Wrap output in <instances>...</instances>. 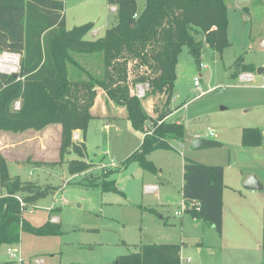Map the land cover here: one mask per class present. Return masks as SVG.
Returning <instances> with one entry per match:
<instances>
[{
    "label": "rangeland",
    "instance_id": "obj_1",
    "mask_svg": "<svg viewBox=\"0 0 264 264\" xmlns=\"http://www.w3.org/2000/svg\"><path fill=\"white\" fill-rule=\"evenodd\" d=\"M63 1L67 29L91 21L99 28V32L94 31V26L84 37L86 40L103 36L106 29L116 23L117 5L109 0ZM226 3L229 46L220 53L205 44L200 63L187 46L179 55L174 95L169 106L172 114L168 119L182 122L186 137L184 142L173 140L170 149H158L148 155L156 171L142 168L137 161L126 163L140 147L144 133L133 128L124 106L113 102L115 105H104L106 99L108 101L105 97H100L93 109L85 139L81 130L74 131L73 139L85 142L84 156L70 152L63 159L60 157L62 126L59 123L49 124L42 130L13 132L0 129V157L7 161L5 155L10 153L7 165L11 176H20L25 182L50 188L47 195L32 204H25L24 219L34 226H41L49 219L53 221V217L56 220L57 216L59 221L56 222L63 230L61 235L48 236L22 232L20 243L0 246V264H21L20 258L24 264H118L119 256L138 252L145 244H181L182 220L186 230L183 241L188 243L184 264H188V258L192 259V264H240L234 261L237 254L233 252L239 251L233 246L223 261L219 249H205L203 254H197L196 240L206 243L220 240L219 233L190 213L175 215V211L183 210L186 160L224 166L227 203L235 196L243 202L245 209L236 225L243 229V241L246 242L235 247L245 251L250 239H261L262 242L264 71L259 74L257 69L264 67V0L247 3L226 0ZM138 4L140 9L143 8L145 0H138ZM6 54L18 55L19 60L15 70L0 69V74L18 72L20 54L2 52L0 57ZM240 57L242 62L254 66V71L241 69ZM97 60L86 61L97 64ZM234 73L238 75L234 76ZM249 75L254 78L250 80ZM196 76H200L204 93L194 85ZM143 89L146 92L148 85L138 84L135 91L141 94ZM166 98L165 93L157 94L148 96L143 103L148 112L156 116ZM20 106V100L13 105L16 109ZM247 127L263 129L260 146L242 144V130ZM196 137L217 141L221 146L193 149L191 143ZM73 159L89 162V169L71 174L69 161ZM107 170H116L109 178L116 180L118 192L104 191L101 184L91 185ZM250 176H256L263 189H246L244 182ZM153 184L159 187L158 191V188L148 189ZM6 192L0 183V196ZM152 208L161 214L154 213ZM202 224L205 229L199 228ZM256 248L251 252V261L243 260L241 264H264V247L261 244V248ZM11 249L16 250L15 257L9 253Z\"/></svg>",
    "mask_w": 264,
    "mask_h": 264
},
{
    "label": "trees",
    "instance_id": "obj_2",
    "mask_svg": "<svg viewBox=\"0 0 264 264\" xmlns=\"http://www.w3.org/2000/svg\"><path fill=\"white\" fill-rule=\"evenodd\" d=\"M109 2L117 5L116 23L103 36L86 40L84 37L95 22L67 29L63 0H0V53L21 56L18 72L0 74V129L42 130L59 123L62 126L60 157L63 159L70 152L84 156L85 142H76L73 134L81 130L85 139L100 88L109 102L126 108L133 128L144 133L140 147L126 163L137 161L142 168L154 172L155 165L148 155L158 149H170L173 140L184 142L186 137L185 125L168 119L172 114L169 106L179 55L187 46L200 63L205 44L220 53L229 46L227 3L226 0H145L140 9L138 0ZM91 58L98 59L97 64L86 61ZM238 61L241 69L254 71L255 67L242 62L241 57ZM141 83L148 85L143 96L135 91ZM163 93L167 95L166 101L155 116L148 112L143 101ZM19 100L21 106L16 109L13 105ZM262 141V128L242 130L244 146L257 147ZM89 167L85 160L69 161L71 174L86 172ZM114 172L107 170L91 185L101 184L104 191L118 192L116 180L109 178ZM224 174L222 165L193 160L184 163L185 212L213 226L219 234L223 232ZM0 183L7 191L0 196V246L20 243L24 231L41 236L63 233L61 224L51 219L34 226L23 217L25 204L47 195L49 187L11 176L3 157H0ZM21 193L26 196H20ZM181 247L180 243L145 244L138 252L119 256L117 262L181 264Z\"/></svg>",
    "mask_w": 264,
    "mask_h": 264
},
{
    "label": "crops",
    "instance_id": "obj_3",
    "mask_svg": "<svg viewBox=\"0 0 264 264\" xmlns=\"http://www.w3.org/2000/svg\"><path fill=\"white\" fill-rule=\"evenodd\" d=\"M98 29L99 28L96 27V23H95L94 31L99 32ZM100 90H102V89L99 88V90H98L99 92H98V96L96 98L95 105L91 109L92 113H93L94 107L96 105H98V99L100 97H101V99H103L104 97L107 98L105 92L103 90L102 91H100ZM109 103H110V105L111 104L115 105L111 101L110 102H109V100L107 101V99H106V102H104V105L109 104ZM111 107H114V106H111ZM178 122H180V121L178 120ZM9 154L10 153H8V156L5 155V158L7 159V161H9V159L11 158L9 156ZM224 179H225V174H224ZM152 186H154V188H152V189L158 188L157 191L159 190V187H157L156 185H154V184L153 185H149V187H152ZM225 188L227 189V187H225ZM226 189H224V192H223V201H224V207H223V232H222V234H219L220 235V238H219L220 240H215L214 239L211 242H207L206 243L205 240L204 241H198V240L195 239L196 240L195 243L199 247L197 249V254L198 253H200V255L203 254V251L205 249H206V251L208 249H213V250L219 249V251H221V253L219 254L220 260L223 261V258H224V260H226V255H228L231 252L229 250H230V247L233 246V249L239 251V253L233 252V253L237 254L236 259L234 260L235 262H239L240 264H241V262L243 260L250 262L251 261V259H250L251 258V252L253 251V248L254 247H257V248L260 247L261 248L262 242H261V239H256V240L250 239L249 242L247 241L249 246H248V248L245 251L239 250L238 248L235 247V246H238L241 242H246V241H243L244 240L243 229L241 228L240 225H236V221L239 220V217L245 211V209L242 206L243 202L240 199H236L235 196H233L232 202L227 203V200H228L227 197L229 198V195H227V190ZM183 203H184V205H186L185 202H184V199H183V202H182V206H183ZM183 209H184V211H183V213H184L185 212V208H183ZM157 212L159 214H161L159 212V210H157ZM158 213H156V214H158ZM183 213H182V215H178V216H183ZM55 217L57 219L54 220V217H53V221H55V222L59 221V218L57 216H55ZM183 222H184V220H182L181 264H184V262H183L184 257L183 256H184V251L186 249V245L188 244V243L186 244V242L183 241L184 236H186V230H185V226L183 225ZM210 227H211V229L215 230V228L213 226H210ZM199 228L205 229L203 224H202V227H199ZM196 238H198V237H196ZM221 239H222V241H221ZM170 244H173V243H170ZM257 248H256V250H257ZM206 256H208V253L206 254ZM195 257L197 259L196 255H195ZM191 260H192L191 258H188V260H187L188 264H192Z\"/></svg>",
    "mask_w": 264,
    "mask_h": 264
},
{
    "label": "water",
    "instance_id": "obj_4",
    "mask_svg": "<svg viewBox=\"0 0 264 264\" xmlns=\"http://www.w3.org/2000/svg\"><path fill=\"white\" fill-rule=\"evenodd\" d=\"M241 3H247L250 0H238ZM258 73L261 74V72L264 71V67H260L257 69ZM191 146L193 149H208L212 147H217L221 146V143L206 139V138H201V137H196L192 143ZM244 187L246 189L250 190H261L263 189V185L258 181L256 176H250L245 182H244Z\"/></svg>",
    "mask_w": 264,
    "mask_h": 264
},
{
    "label": "bare ground",
    "instance_id": "obj_5",
    "mask_svg": "<svg viewBox=\"0 0 264 264\" xmlns=\"http://www.w3.org/2000/svg\"><path fill=\"white\" fill-rule=\"evenodd\" d=\"M19 57L14 54H6L3 57H0V69L2 70H15L18 63Z\"/></svg>",
    "mask_w": 264,
    "mask_h": 264
},
{
    "label": "built area",
    "instance_id": "obj_6",
    "mask_svg": "<svg viewBox=\"0 0 264 264\" xmlns=\"http://www.w3.org/2000/svg\"><path fill=\"white\" fill-rule=\"evenodd\" d=\"M135 16H137V15H135ZM249 77V79L251 80L252 78H254L252 75H249L248 76ZM194 85L198 88V89H200L201 90V93H204L205 91H203L202 89H201V81H200V76H196L195 78H194ZM143 93H145L144 92V89H143V91H142V93L141 94H143ZM141 94H138L139 96H142ZM152 188H154V186H152V187H148V189L150 190V189H152ZM183 208H185L186 209V205H184V203H183ZM183 211H184V209L181 211H176L175 212V214L176 215H182V213H183ZM11 255H13L14 257L16 256V250H12L11 249V251L9 252ZM20 262L22 263L23 261H22V258H20Z\"/></svg>",
    "mask_w": 264,
    "mask_h": 264
}]
</instances>
